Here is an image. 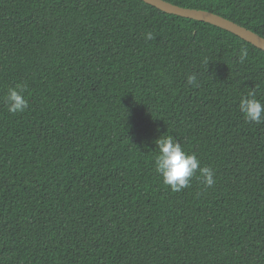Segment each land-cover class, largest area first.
Returning a JSON list of instances; mask_svg holds the SVG:
<instances>
[{"label":"trees","instance_id":"16d2710c","mask_svg":"<svg viewBox=\"0 0 264 264\" xmlns=\"http://www.w3.org/2000/svg\"><path fill=\"white\" fill-rule=\"evenodd\" d=\"M166 1L264 37V0ZM250 91L264 103V51L209 23L141 0H0V264H264ZM162 134L216 184L164 185Z\"/></svg>","mask_w":264,"mask_h":264},{"label":"clouds","instance_id":"9594fccd","mask_svg":"<svg viewBox=\"0 0 264 264\" xmlns=\"http://www.w3.org/2000/svg\"><path fill=\"white\" fill-rule=\"evenodd\" d=\"M146 40H153L152 32L145 34ZM248 58V49H239V60L244 62ZM189 86H199L195 73L187 76ZM255 91H250L239 100L238 108L243 118L255 125L264 124V103L256 99ZM9 113H21L28 108V101L23 95L22 86L9 88L4 101ZM157 154L154 160L156 173L161 177L162 183L173 192H180L189 187L191 178L198 172L205 188L216 184L214 171L209 167H201L200 160L195 154H188L180 142L171 135L162 134L155 141Z\"/></svg>","mask_w":264,"mask_h":264},{"label":"water","instance_id":"95a60500","mask_svg":"<svg viewBox=\"0 0 264 264\" xmlns=\"http://www.w3.org/2000/svg\"><path fill=\"white\" fill-rule=\"evenodd\" d=\"M149 5L156 7L157 9L166 13L178 15L185 18L194 19L197 21H203L211 25L224 29L247 43H250L254 47L264 51V37L258 33L232 21L221 15L213 13L208 10L181 7L176 4L170 3L166 0H141Z\"/></svg>","mask_w":264,"mask_h":264}]
</instances>
